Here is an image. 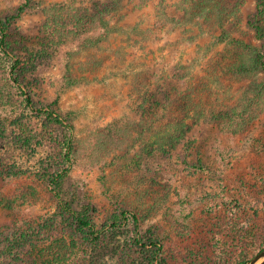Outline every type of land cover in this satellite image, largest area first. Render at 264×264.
<instances>
[{"label": "rangeland", "instance_id": "1", "mask_svg": "<svg viewBox=\"0 0 264 264\" xmlns=\"http://www.w3.org/2000/svg\"><path fill=\"white\" fill-rule=\"evenodd\" d=\"M256 1L247 0L241 11L245 19L242 30L246 33L235 35L262 47L254 30L245 25L247 16L255 12ZM22 2L0 0V14L10 16ZM157 2L149 1L140 8L136 1L124 0L122 13L125 15L122 16L125 18L120 25L125 31H114L99 45L86 42L89 37L96 38L99 32L64 44L58 52H49L41 58L39 70L23 78L24 90L36 104L47 110L50 106L60 110L73 122L74 136L85 145L92 140L95 131L108 123L128 115L133 120L141 117L133 108L140 95L134 90L140 80L137 73L140 69L148 72L147 77L152 73L158 79L171 75L174 67L182 63L193 66L191 71L196 74L199 71L203 74L207 69L221 28L206 25L201 20L200 24L187 22L183 28L173 27L171 23L157 27ZM52 3H74L83 7L90 1L36 0L34 8L15 19L14 24L18 32L15 38L32 52L38 51L40 43L36 36L45 19V9ZM136 26L147 31V35L144 37L138 29L136 32ZM136 38L142 39V43H137ZM94 59L100 62L96 70L89 66ZM68 69L77 74L73 84L66 81ZM252 82L248 76L237 81L228 78L226 87L217 94L218 101L234 102L243 91L250 89ZM23 114L28 119L27 132L23 122H17L15 116L0 106V189L10 197L19 196L10 208L0 205V252L5 246V236L25 234L28 240L18 243L8 257L22 258L24 254L29 264H42L52 239L60 230L56 224L61 219L63 199L71 201L75 208H86L99 227L105 224L110 213L132 201L140 220L141 235L158 236L170 264L231 263L247 257L246 264L264 243V110L255 122L237 132H232L230 126L219 129L218 124L201 122L173 153L145 155L139 167L130 164L123 175L117 164L111 163V157L94 164L80 157L62 181L63 199L56 186L43 177L46 165L58 161L56 149L62 129L25 106L19 115ZM45 130H50L51 137L52 134L58 136L50 140L42 135L46 134ZM29 132L37 134L38 138L27 144L20 138H26ZM130 155L133 157L127 161L133 163L144 153L136 146ZM199 159L202 166L193 167ZM117 162L124 163L123 160ZM9 167L15 173H9ZM104 177L115 178L116 186L104 182ZM131 181H134L132 187L138 186L136 192L146 186L153 187L145 196L134 194L129 189ZM122 185L127 188L119 189ZM163 197L166 199L162 200ZM235 212L254 213L260 229L252 230L251 236L245 238L238 233L218 232L220 220L228 219ZM132 225L124 223L112 241L121 246L129 245ZM82 252L84 256L91 253L86 246ZM107 254L99 259V264L129 263L120 255ZM80 259L85 260L83 256Z\"/></svg>", "mask_w": 264, "mask_h": 264}, {"label": "trees", "instance_id": "2", "mask_svg": "<svg viewBox=\"0 0 264 264\" xmlns=\"http://www.w3.org/2000/svg\"><path fill=\"white\" fill-rule=\"evenodd\" d=\"M89 1L90 3L83 7L74 3L49 4L44 12L45 19L39 27V34L36 36L40 43L37 52H32L26 44L17 41L15 37L18 32L14 25L15 19L34 8L36 0H23L10 16L5 17L0 14V106H4L7 113L15 116L17 122H23L26 132L29 131L26 125L28 119L24 114L19 115L22 106L37 115H43L47 121L57 124L62 129L56 149L58 161L49 162L43 172V177H47L49 182L56 186L60 193L59 197L63 199V191L60 190L64 177L70 167L78 163L80 157L87 158L90 164L111 157V163L117 164L118 171L123 175L130 164L139 167L140 160L146 158L145 155L173 153L193 127L201 122L218 124L219 129L230 126L232 132H237L251 125L261 116L264 110V0L256 1L255 12L247 16L245 23L262 41V47L249 44L235 35V33L241 35L246 33L242 30L245 19L241 11L247 5V0H175L174 2L157 0L155 12L157 27L162 23H171L173 27L183 28L187 22L199 23L201 20L206 25L221 28L220 35L216 36V49L208 58L207 69L203 74L200 71L196 74L191 71L193 66L182 63L174 67L171 75L160 79L153 77L152 73L147 77L148 72L140 69L137 72L140 80L134 85V90L140 95L133 103V108L141 117L133 120L128 115L126 118L116 119L95 131L92 140L85 145L82 139L74 136L73 122L54 106H50L47 110L37 105L31 94L24 90L22 82L27 74L41 68L43 62L41 58L48 56L49 52L51 54L58 52L64 44L79 41L83 36L99 32L96 38H88L91 41L86 39L87 44L99 45L102 40L109 39L114 31H125L120 25L125 18L122 16L125 15L122 13L125 9L124 0ZM129 1H136L141 8L152 0ZM135 29L136 32L138 29L144 37L147 35V31L143 32L137 26ZM136 42L142 43V39L136 38ZM99 64L100 62L94 59L90 61L89 66L95 69ZM74 73L73 69L70 72L68 69L66 81L70 84L76 81L77 74ZM246 76L253 81L250 89L247 88L230 104L218 101L217 94L226 87L224 84L228 78L237 81ZM45 131L46 134L42 135L50 140L58 136L52 134L51 137L50 130ZM25 137L20 139L27 144L38 138L37 134L31 132ZM136 146L144 155L140 156L137 162L131 163L127 159L133 157L130 154ZM117 160H123L124 163H118ZM198 166H202L200 159L193 165L196 168ZM8 172L15 173L11 167ZM103 181L110 183L112 187H115L117 182L115 178L107 177H104ZM133 185L134 181H131L129 189L134 194L143 196L153 187V185L146 186L136 192L138 186L132 187ZM126 188L122 185L119 189ZM18 200L19 196L10 197L0 189V205L10 208ZM63 201L59 213L61 219L56 224L60 230L52 239L48 256L46 258L43 256L42 264H99V259H104L105 253H110L112 256L120 255L131 264H170L164 256L160 238L153 235L146 238L141 235L140 220L133 210L135 206L132 201L120 206L119 211L110 213L101 227L86 208L78 209L71 201L67 199ZM154 204L158 205L157 202ZM253 216L254 213L246 215L232 213L228 219L220 220L217 230L220 233L233 235L238 233L241 238L249 237L252 230L261 227ZM126 222L133 223V236L129 245L121 246L112 239L115 232ZM25 237V234H22V237L17 235L4 237L5 246L0 252V264H29L24 254L22 258L8 257L18 243L28 242ZM84 246L91 251L87 256L82 252ZM97 247L100 250H97ZM263 248L264 243L255 254ZM82 256L85 258L83 262L80 259ZM247 259L242 257L231 263L219 264H245Z\"/></svg>", "mask_w": 264, "mask_h": 264}, {"label": "water", "instance_id": "3", "mask_svg": "<svg viewBox=\"0 0 264 264\" xmlns=\"http://www.w3.org/2000/svg\"><path fill=\"white\" fill-rule=\"evenodd\" d=\"M246 264H264V248L247 261Z\"/></svg>", "mask_w": 264, "mask_h": 264}]
</instances>
